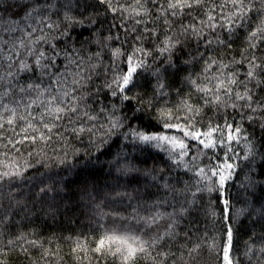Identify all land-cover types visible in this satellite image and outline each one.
Masks as SVG:
<instances>
[{
  "label": "snow or ice",
  "instance_id": "1",
  "mask_svg": "<svg viewBox=\"0 0 264 264\" xmlns=\"http://www.w3.org/2000/svg\"><path fill=\"white\" fill-rule=\"evenodd\" d=\"M85 136L108 191L27 175ZM0 200V264H62L37 204L88 209L76 264H264V0H0Z\"/></svg>",
  "mask_w": 264,
  "mask_h": 264
},
{
  "label": "trees",
  "instance_id": "2",
  "mask_svg": "<svg viewBox=\"0 0 264 264\" xmlns=\"http://www.w3.org/2000/svg\"><path fill=\"white\" fill-rule=\"evenodd\" d=\"M85 35H87V33H85ZM239 52L240 42L237 41V44L234 50H232L231 54H234L238 57ZM135 123H137V121H133V124ZM69 139L72 144L81 149V152L78 154L77 158H73L71 157V155L69 157L70 164L75 162V160L77 159L79 161L78 163H76V167L74 170H68L66 168L64 171H60L59 167H54L52 169H44L43 167H38L30 170L27 175L29 177L35 176L36 179L33 182L38 186H43L40 183L41 179H43L44 183H50V180L48 178L49 175L59 172V176H56L54 178L59 180L61 177H63L64 180L71 182L69 186L72 189L76 188L81 179H83L85 176H89L92 180L95 181V183L98 185V187L101 188V190L108 191L109 188H106L105 185L111 186L112 184H114V177L116 175L114 169L112 170V174L109 175L108 161L112 159V155L108 153L115 154L121 146V140H116L114 143H112L110 149L107 150L105 155H100L99 162H97L96 156L98 154L95 152V149H89L88 154H85L84 149L88 145V138L86 136L83 137L82 143L77 142L73 137H69ZM60 146L61 142L57 141L54 137V141L49 148V152H51L52 148H60ZM126 151L130 154V156H136L139 159H143V157L140 156L139 152L132 151L130 145L127 147ZM148 164L149 166H151L152 161L149 160ZM141 167H143V165H141ZM77 173H79V175ZM240 178L243 179V174H241ZM119 182L123 185L127 182V178L121 177ZM128 190L131 189L129 188ZM33 191H35V189ZM126 203L127 200L125 198V205ZM133 203L135 202L133 201ZM0 204H7V200H0ZM111 208L118 211L125 210L124 206L120 205L119 203L111 205ZM128 211H130V209H128ZM35 212V216L31 218L32 223L29 224L28 221H25L24 225L27 228H38L45 240L53 237V234H55V238L52 242V247L53 249H55L57 247V243L59 244L60 251L59 257L57 259L62 257V264H76V261L71 252L72 242L66 240L65 238L69 235L75 237L81 232L91 235V233L89 232L90 221L88 219V209L81 206L78 208H73L71 211H65L64 208L61 207V209L53 217L52 215L45 214L47 212V205H45L44 209L41 210L40 205L37 204ZM16 219L19 220V216H17ZM243 239L244 237H241V243ZM38 255L39 253H33V257H38ZM29 259V257H26L23 254L13 253L10 264H29ZM93 264H96V261H93ZM100 264H105V260L103 258L100 259ZM106 264H112L111 258L107 259Z\"/></svg>",
  "mask_w": 264,
  "mask_h": 264
}]
</instances>
